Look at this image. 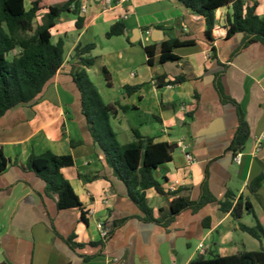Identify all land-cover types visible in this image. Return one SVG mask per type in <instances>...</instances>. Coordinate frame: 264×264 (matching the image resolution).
Returning a JSON list of instances; mask_svg holds the SVG:
<instances>
[{
	"label": "crops",
	"instance_id": "obj_1",
	"mask_svg": "<svg viewBox=\"0 0 264 264\" xmlns=\"http://www.w3.org/2000/svg\"><path fill=\"white\" fill-rule=\"evenodd\" d=\"M80 2L86 7V12L81 11L83 28L78 30L76 17L65 14L51 31L53 41H63L65 53L67 49L61 69L35 104L16 107L0 118V149L10 160L0 175V263L191 264L200 256L227 257L260 250L264 243L243 232L231 213L221 214L216 203L196 214L182 212L168 229L139 220V208L127 198L125 185L93 142L72 73L78 67L76 46L94 44L92 56L97 61L88 72L90 77L104 78L102 70H107L110 86L106 82V103L138 109L112 119L119 133L128 136L137 129L155 142L175 145L184 140L197 159L190 164L177 147L171 162L156 170L155 179L169 192L148 191L156 218L169 212L175 197L197 200L208 169L215 198L220 201L232 193L235 203L240 197L249 199L264 225V44H251L235 54L243 35L227 38L230 10L226 8L216 12L217 27L213 42H209L204 18L176 0H112L108 8L102 0ZM246 3H256L257 15L264 17V0ZM117 22L124 23V34L107 38L106 33ZM154 29L163 32L159 42L151 39ZM134 30L140 31L137 42L131 41ZM170 38L193 41L194 45L176 49L177 62L161 64L162 42ZM152 44L157 50L151 66L145 47ZM159 65L163 74H159ZM223 65L228 66L223 76L225 91L242 106L250 130L245 150L238 154L239 162L228 151L238 128L237 111L233 105L221 103L214 86ZM179 76H185L186 81L164 85ZM125 86L140 89L128 95ZM154 122L159 125L157 131ZM47 151L73 157L74 166L62 173L79 196L87 223L81 220L79 209L59 211L55 201L44 195L45 184L21 168L31 154ZM258 177H263L261 186L251 193L249 185ZM207 217L211 219L209 229L203 226ZM248 218L251 221L245 222ZM98 223L108 231L114 229L104 247L89 245L103 240ZM241 223L253 226L255 219L245 213ZM71 234L76 235L75 242L86 246L73 251L66 242ZM200 244L205 245V253ZM83 256L94 257L84 260Z\"/></svg>",
	"mask_w": 264,
	"mask_h": 264
},
{
	"label": "trees",
	"instance_id": "obj_2",
	"mask_svg": "<svg viewBox=\"0 0 264 264\" xmlns=\"http://www.w3.org/2000/svg\"><path fill=\"white\" fill-rule=\"evenodd\" d=\"M193 14L203 17L205 21V37L213 42V34L217 27L216 12L228 9L226 15L227 38L235 34H242L243 40L237 54L242 49L254 43L264 44V17L257 15V4L248 5L246 0H176ZM80 0H61L48 3L46 0H0V118L10 110L19 106H30L40 98L46 85L55 77L65 61L64 42H54L52 29L65 14L76 17V28L81 30L84 18L81 15ZM42 12L41 22L37 19ZM150 28L146 29L149 30ZM125 25L117 22L106 33L107 38L124 34ZM193 41H180L170 38L161 45L160 63L177 62L179 58L175 50L181 47L193 46ZM94 44H78L74 58L78 60V67L73 71V80L81 96V112L85 117L93 142L104 155L106 163L113 170L114 175L125 185L127 198L140 210L138 219L145 223H153L168 229L174 219L184 211L191 210L198 213L209 204L216 203L221 214L231 213L238 222L239 228L256 240L264 243V225L258 220L249 199L240 197L235 203V195L227 193L223 200H217L209 187V171L206 170L205 179L201 184V194L197 200L188 196L175 197L170 203V210L160 218H156L149 205L148 191L154 188L159 194L166 195L161 184L155 179V172L161 166L171 162L177 145L167 142H155L154 137L144 136L134 129V140L122 144L118 134L112 126V119L119 114L138 110L135 107L120 103L109 104L102 98L97 86L92 81L88 70L97 59L92 56ZM157 45L145 47L149 65H154ZM215 49H212V55ZM228 66L215 76L214 86L222 104H230L236 108L238 128L228 148L233 157L244 152L250 137L246 113L242 106L228 95L223 85V76ZM107 85L110 86L108 72L102 70ZM186 81L185 76L176 77L164 85H178ZM157 86H163L160 83ZM140 86H125L124 91L131 95ZM154 120H159L151 116ZM10 163L0 149V175ZM74 159L68 155H56L47 151L41 155L31 154L26 166L21 168L33 173L44 184V195L52 198L59 211L79 209L81 220L87 223L83 205L70 181L63 175L64 168L73 167ZM263 177L254 179L249 190L255 193L259 190ZM252 215L255 219L253 226L241 223L244 214ZM209 217L203 220L205 229L210 228ZM114 229L108 232L106 239L89 243L92 246H105V242L113 235ZM76 235L71 234L66 242L76 250L86 245L75 242ZM94 256H83L89 260ZM0 264H8L1 262ZM191 264H264V246L258 251H242L238 254L222 257L218 254L208 257L200 256Z\"/></svg>",
	"mask_w": 264,
	"mask_h": 264
},
{
	"label": "rangeland",
	"instance_id": "obj_3",
	"mask_svg": "<svg viewBox=\"0 0 264 264\" xmlns=\"http://www.w3.org/2000/svg\"><path fill=\"white\" fill-rule=\"evenodd\" d=\"M41 20H42V15H40L39 18L37 19V23L41 22ZM66 53H67V49H66ZM66 53H65V55H66ZM91 79L95 83V85L97 86V88H98L102 98L104 99V101L107 102L109 92H108L107 87H106L105 79L102 76L95 75V74H93L91 76ZM153 125L156 127V131H157L159 128V125L156 122H154ZM112 126L115 129V132H117V134H118L119 142H121L122 144H128L134 140V135L132 133H129L128 136H127V134L126 135L120 134L118 129H116L114 125H112ZM244 221L249 222V221H251V218L245 219Z\"/></svg>",
	"mask_w": 264,
	"mask_h": 264
},
{
	"label": "built area",
	"instance_id": "obj_4",
	"mask_svg": "<svg viewBox=\"0 0 264 264\" xmlns=\"http://www.w3.org/2000/svg\"><path fill=\"white\" fill-rule=\"evenodd\" d=\"M102 2L105 4V6L107 8L112 5V0H102ZM81 11L86 12V7L82 6ZM176 145L178 148H181L185 152V157L190 164H195L197 162V159L188 151V146L185 144L184 140H179ZM260 146H261V143L259 142L257 145V149H259ZM239 160H240L239 155L234 157L235 162H239ZM97 226H98V229L100 230L101 238L106 239L109 231L105 228V226L102 223H98ZM199 248H200L202 253H205V245L204 244H200Z\"/></svg>",
	"mask_w": 264,
	"mask_h": 264
},
{
	"label": "water",
	"instance_id": "obj_5",
	"mask_svg": "<svg viewBox=\"0 0 264 264\" xmlns=\"http://www.w3.org/2000/svg\"><path fill=\"white\" fill-rule=\"evenodd\" d=\"M151 34V39L154 42H159L163 39V32L158 29H154L150 32ZM140 40V31L139 30H134L133 31V37L131 39L132 42H137ZM160 71L159 74H163V66L159 65ZM165 82V81H164Z\"/></svg>",
	"mask_w": 264,
	"mask_h": 264
}]
</instances>
